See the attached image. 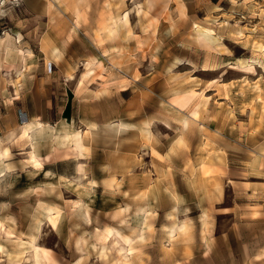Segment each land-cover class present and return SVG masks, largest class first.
<instances>
[{"label": "rangeland", "instance_id": "rangeland-1", "mask_svg": "<svg viewBox=\"0 0 264 264\" xmlns=\"http://www.w3.org/2000/svg\"><path fill=\"white\" fill-rule=\"evenodd\" d=\"M0 51V264H213L176 248L264 178V0H0Z\"/></svg>", "mask_w": 264, "mask_h": 264}, {"label": "crops", "instance_id": "crops-1", "mask_svg": "<svg viewBox=\"0 0 264 264\" xmlns=\"http://www.w3.org/2000/svg\"><path fill=\"white\" fill-rule=\"evenodd\" d=\"M3 52L0 51V55L3 56ZM2 86V85H1ZM7 90L13 91L11 85L7 84ZM15 91V89H14ZM3 95L5 91L3 90ZM0 95V97H1ZM4 97V96H3ZM67 110L65 111V113ZM6 149L0 144V151L4 152ZM4 156L1 160H4L3 169L0 177V185L6 179V175L9 173L7 167H11V163ZM67 161V160H65ZM8 162V163H7ZM62 162V160H61ZM44 165H48V162H44ZM237 175H233V189L241 191L240 195L233 197L230 209L221 208L226 202L225 196L222 189L219 188L218 192H210L206 195L207 208L211 215L207 214L208 217L215 218L214 221L205 220L207 227L204 228V235L206 236L203 240V244L198 248L190 242H182L177 246L176 251L179 258L177 262H191L198 256L200 261L209 262L216 264L217 255L221 247L224 248V253L233 256V264H264V178L261 182L247 183L238 182L235 179ZM221 182L225 183L222 178H217ZM3 194L0 192V199ZM256 198V200H254ZM6 202L0 201V216L5 214ZM179 210L183 211L184 208H188L184 205L183 200L179 203ZM214 209H211L213 208ZM219 209V210H218ZM213 210V211H212ZM10 210L8 211V213ZM220 218H227L229 224L228 230L223 233H219V220ZM182 218V217H181ZM2 220V219H0ZM6 229L13 230L10 228V220L5 219ZM206 229V230H205ZM205 231L208 232L207 235ZM0 238L5 241H12L13 238H5L0 231ZM2 261L7 262L6 257L0 256ZM5 259V260H4Z\"/></svg>", "mask_w": 264, "mask_h": 264}, {"label": "bare ground", "instance_id": "bare-ground-1", "mask_svg": "<svg viewBox=\"0 0 264 264\" xmlns=\"http://www.w3.org/2000/svg\"><path fill=\"white\" fill-rule=\"evenodd\" d=\"M78 15L81 16L80 13ZM117 29H118V19L116 17H111V24H110V27H109L108 31L110 32V34L115 35L117 33V31H118ZM184 98H185V96H179L178 98L175 99V101H174L175 104H177L178 106H181V104L185 100ZM22 134L24 136H26V137H30V133H29L27 127L23 128ZM74 143H75V145H74L75 149L82 151L81 149L84 148V147L82 145V137H81L80 134H77V136L75 137ZM8 154L9 153H4V154L0 153V156H8ZM30 160H31L32 164L35 167H37V168L42 167L43 161L41 160V158H39L36 155L35 152H30ZM48 212H49V220L55 226L56 225L55 220H56V218H57V216L59 214L58 210L55 209V208L50 207L48 209ZM0 231L1 232L4 231L8 235H13L11 232L7 231L6 225H5V220H0ZM171 234H172V237H173L174 236V232H172ZM126 240L129 243V248L128 249H123V251H125V256L128 257V256H131L133 254L135 249L132 247V242H133L132 238L129 237ZM32 243L34 244L33 246H34V249H35V253H34L35 264H42L41 261H40V257L39 256H40V253H42L43 249L41 247H38L37 245H35L36 238L33 239ZM0 249H2V246H0ZM44 253H45V251H44Z\"/></svg>", "mask_w": 264, "mask_h": 264}]
</instances>
